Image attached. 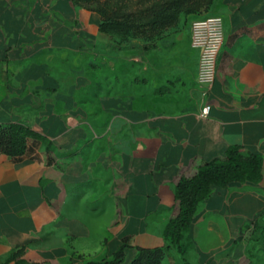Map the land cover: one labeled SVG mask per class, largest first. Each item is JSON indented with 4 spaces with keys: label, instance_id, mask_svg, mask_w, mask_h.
I'll return each instance as SVG.
<instances>
[{
    "label": "crops",
    "instance_id": "0c3cea01",
    "mask_svg": "<svg viewBox=\"0 0 264 264\" xmlns=\"http://www.w3.org/2000/svg\"><path fill=\"white\" fill-rule=\"evenodd\" d=\"M215 7L225 43L207 91L189 21L113 57L96 12L0 0V124L42 136L21 158L0 155V264L20 250L29 264H88L123 246L120 264H131L139 248L168 244L180 181L233 147L260 157L262 180L201 203L190 232L199 262L264 211V0Z\"/></svg>",
    "mask_w": 264,
    "mask_h": 264
},
{
    "label": "trees",
    "instance_id": "16d2710c",
    "mask_svg": "<svg viewBox=\"0 0 264 264\" xmlns=\"http://www.w3.org/2000/svg\"><path fill=\"white\" fill-rule=\"evenodd\" d=\"M74 5L96 11L101 16L100 31L121 33L124 41L142 37L144 40L154 34H161L172 26L181 7L188 0H106L117 11H108L100 7L102 0H71ZM109 1V2H108ZM42 136L23 123L0 124V155L21 158L28 151L30 139ZM262 180V161L257 155H244L240 148H230L226 157L213 161L199 168L197 174L189 179H182L177 186L176 198L179 202V214L170 221L166 237L172 242L181 236L182 231L191 232L197 212L216 188L226 189L231 186L259 183ZM168 245L155 248H139L138 255L131 264H163ZM22 250L17 251L4 264H29L21 259ZM124 259V246L111 260L88 264H120Z\"/></svg>",
    "mask_w": 264,
    "mask_h": 264
},
{
    "label": "rangeland",
    "instance_id": "374dc122",
    "mask_svg": "<svg viewBox=\"0 0 264 264\" xmlns=\"http://www.w3.org/2000/svg\"><path fill=\"white\" fill-rule=\"evenodd\" d=\"M104 1L106 0L101 1L99 4L100 7H105V9L111 11V13L112 11H117L116 6H112L113 3L108 1L109 3L105 4ZM215 2L216 0H188L181 7L179 17L173 25L183 20L186 22L189 21V24L192 25L196 20L210 16H218L215 9ZM74 6L84 9L76 5ZM165 31L166 29L160 35L165 33ZM102 33L106 35V39L111 41V48L108 54L113 57H118L120 55V48L125 44L134 53L135 41L137 39L144 40L142 37H136L124 41L123 34L121 33ZM160 35L156 33L144 41L151 47L152 41ZM101 50L103 51V49ZM147 54L150 56L151 52ZM99 70H101V72L104 71L101 68ZM181 231L182 233L179 238L172 242H168L163 264H202L199 262V255L195 249L196 247L190 233L186 230ZM203 264H264V211L258 217L242 223L233 244L216 256L213 261Z\"/></svg>",
    "mask_w": 264,
    "mask_h": 264
},
{
    "label": "built area",
    "instance_id": "2783aa9c",
    "mask_svg": "<svg viewBox=\"0 0 264 264\" xmlns=\"http://www.w3.org/2000/svg\"><path fill=\"white\" fill-rule=\"evenodd\" d=\"M225 43L224 20L210 16L196 20L191 25V46L200 50L197 81L210 90L217 74L218 58ZM211 105L205 104L201 116L208 117Z\"/></svg>",
    "mask_w": 264,
    "mask_h": 264
}]
</instances>
